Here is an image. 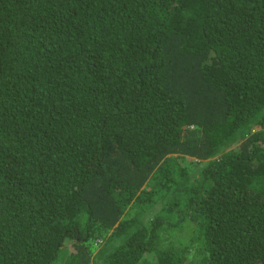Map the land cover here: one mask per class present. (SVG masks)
Here are the masks:
<instances>
[{
    "label": "trees",
    "instance_id": "trees-1",
    "mask_svg": "<svg viewBox=\"0 0 264 264\" xmlns=\"http://www.w3.org/2000/svg\"><path fill=\"white\" fill-rule=\"evenodd\" d=\"M0 264H264V0H0Z\"/></svg>",
    "mask_w": 264,
    "mask_h": 264
},
{
    "label": "rangeland",
    "instance_id": "rangeland-1",
    "mask_svg": "<svg viewBox=\"0 0 264 264\" xmlns=\"http://www.w3.org/2000/svg\"><path fill=\"white\" fill-rule=\"evenodd\" d=\"M194 174H196V172H194Z\"/></svg>",
    "mask_w": 264,
    "mask_h": 264
}]
</instances>
